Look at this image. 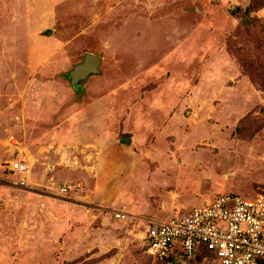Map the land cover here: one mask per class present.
<instances>
[{"label":"rangeland","instance_id":"obj_1","mask_svg":"<svg viewBox=\"0 0 264 264\" xmlns=\"http://www.w3.org/2000/svg\"><path fill=\"white\" fill-rule=\"evenodd\" d=\"M84 108L111 141L64 136ZM108 149L129 164L94 192ZM223 193L264 194V0H0V264H172L146 220Z\"/></svg>","mask_w":264,"mask_h":264},{"label":"built area","instance_id":"obj_2","mask_svg":"<svg viewBox=\"0 0 264 264\" xmlns=\"http://www.w3.org/2000/svg\"><path fill=\"white\" fill-rule=\"evenodd\" d=\"M9 167L20 174L17 182L25 185L28 162L20 157ZM68 188L73 186L62 191ZM121 215L115 213L117 218ZM142 231L147 252L161 262L264 264V194L223 193L167 220L148 219Z\"/></svg>","mask_w":264,"mask_h":264},{"label":"crops","instance_id":"obj_3","mask_svg":"<svg viewBox=\"0 0 264 264\" xmlns=\"http://www.w3.org/2000/svg\"><path fill=\"white\" fill-rule=\"evenodd\" d=\"M72 89L75 90L73 87ZM52 109L53 108H51V110ZM84 110L85 111L80 112V115L77 118L82 121L85 120V122L80 124V126L76 124L77 128L74 126L71 127L72 124L73 125L75 124L74 122L76 119L70 120L71 124H69V127H67L65 123L64 124L65 126L63 128L64 136L65 137L73 136V138L71 139L76 143H78L77 141L80 138H81L80 140L81 142L90 141L92 143L90 145L95 147H96V143H98L99 147H101L103 143L111 141V136L107 134L106 130L103 127L104 126L103 117L100 116L101 112L96 110V108L92 110H90V108H84ZM65 113L66 114L68 113V109L66 110ZM72 128L73 130H71ZM68 130L71 131L68 132ZM77 134H80V136H82L84 139L82 137L76 136ZM125 138H129L130 141H123L122 139ZM131 141L132 138L128 136H124L121 138V142H131ZM99 158H101L100 163L99 165L98 164L96 165V156L94 157L93 174H92L93 186L91 190L95 192L96 188L106 187L108 192L111 193V191H115L116 193L118 178L120 179L122 178V172H123L122 170L125 169L124 163L129 164V161L127 160V155H122L120 153L108 149L103 155L101 153V156ZM130 176L133 177V173L130 174ZM109 201H111V198L109 199Z\"/></svg>","mask_w":264,"mask_h":264},{"label":"water","instance_id":"obj_4","mask_svg":"<svg viewBox=\"0 0 264 264\" xmlns=\"http://www.w3.org/2000/svg\"><path fill=\"white\" fill-rule=\"evenodd\" d=\"M102 59L94 55L92 53L87 54L83 61L79 64H77L74 69L70 72V80L72 83V86L76 87V85L82 81L88 78L91 75L100 74V65H101ZM123 141H130L129 138L122 139Z\"/></svg>","mask_w":264,"mask_h":264}]
</instances>
